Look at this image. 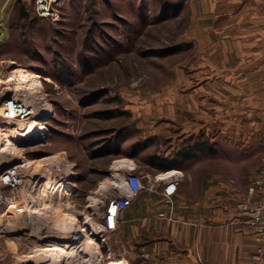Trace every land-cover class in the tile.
Returning a JSON list of instances; mask_svg holds the SVG:
<instances>
[{
	"label": "rangeland",
	"instance_id": "obj_1",
	"mask_svg": "<svg viewBox=\"0 0 264 264\" xmlns=\"http://www.w3.org/2000/svg\"><path fill=\"white\" fill-rule=\"evenodd\" d=\"M219 4L227 14L213 22L204 19L215 8L209 0H57L47 17L37 16L34 0H0V106L14 96L35 111L24 121L0 123V135L33 118L46 127L31 139H3V147L8 140L12 146L0 151V173L15 168L26 184L1 189L0 216L32 199L62 204L56 217L0 218V253L18 264H140L137 221L133 230L122 228L121 216L115 230L104 223L108 198L124 193L128 174L161 195L177 182L176 194L190 200L208 180L245 187L264 169L262 74L231 84L225 77L235 75L234 64L204 67L224 63L215 47L225 44L218 30L234 37L236 15L258 6ZM20 69L39 78L16 91ZM151 157L176 168L154 170ZM60 177L68 184L62 193L38 197L29 186ZM74 236L80 260L39 259Z\"/></svg>",
	"mask_w": 264,
	"mask_h": 264
},
{
	"label": "crops",
	"instance_id": "obj_2",
	"mask_svg": "<svg viewBox=\"0 0 264 264\" xmlns=\"http://www.w3.org/2000/svg\"><path fill=\"white\" fill-rule=\"evenodd\" d=\"M219 1L209 0L215 8L210 7L211 12L204 19L214 22L227 14L220 11ZM263 4L264 0H250L252 9L253 5L258 6L257 11L236 15V19L240 18V27L234 37L225 34L223 29L218 30L225 44L215 47L220 48V60L224 63L204 67L223 69L221 66L230 65V69L235 65V75L225 77L231 84L250 78L259 81V74L264 81V11L259 12ZM210 31H205L204 36L210 38ZM220 75L218 78H224ZM249 184L244 187L235 180L213 178L203 184L200 197L191 193L190 200L180 197L178 189L171 208L161 199L160 191H140L121 216L123 229H135L137 221L140 264H253L257 242L237 208ZM160 212H170L173 221L156 218L155 213ZM16 259L0 253V264H18Z\"/></svg>",
	"mask_w": 264,
	"mask_h": 264
},
{
	"label": "built area",
	"instance_id": "obj_3",
	"mask_svg": "<svg viewBox=\"0 0 264 264\" xmlns=\"http://www.w3.org/2000/svg\"><path fill=\"white\" fill-rule=\"evenodd\" d=\"M53 0H34L35 12L39 17L50 15L51 4ZM33 116V109L24 105L23 102L16 100L14 96L5 98L0 106V123H15L29 119ZM5 172H8L6 170ZM0 173L1 176L5 173ZM18 172V171H16ZM9 174L0 180V201L3 199L1 189L5 186L12 187L19 184L16 175L12 177L15 181L11 183ZM7 179V180H4ZM18 181V182H17ZM124 193L122 195L111 196L108 198L105 214V229L108 231L115 230L116 224L122 216V213L131 204L132 199L144 189L143 182L135 174H128L123 180ZM177 191V182H169L163 189L165 203L173 206V196ZM237 208L242 216L247 220L255 236L257 247L252 256L253 264L264 262V169L256 175L247 188V194L240 199ZM159 219L173 221L172 214L169 212L159 213Z\"/></svg>",
	"mask_w": 264,
	"mask_h": 264
},
{
	"label": "bare ground",
	"instance_id": "obj_4",
	"mask_svg": "<svg viewBox=\"0 0 264 264\" xmlns=\"http://www.w3.org/2000/svg\"><path fill=\"white\" fill-rule=\"evenodd\" d=\"M53 1L56 2L57 0H53ZM38 78L39 77L37 75H32L31 73H29L28 71H25L24 69H20V70L15 71V73L13 75V80H15L14 82H16L17 84L20 85V87H18L16 89V91L19 89L25 90L27 85H33L35 83V81L36 82L38 81ZM34 113H35V111H34ZM45 129H46V127L42 122H40L38 119L33 118L31 122L29 121L25 126L17 129L16 132L15 131H12V132L8 131V133L6 135H0V151L4 152L7 149L9 150L12 146V143L7 139L8 141H6V142H8V144L5 145V147H3V139L4 138H7L9 136L11 137L13 135L19 139H31V138L35 137L41 131H44ZM6 174H9L12 177H14L15 175L18 176V172H16V169L11 168V170L8 169V172H5L1 176L0 180H2L3 177L6 176ZM173 174H175V172H173V173L171 172L170 175H173ZM113 176L118 178V176L116 174ZM12 177H10L11 183L15 181L14 179H12ZM60 178L61 179H53V180L47 179V180H44L42 183L30 182L29 186H30V188H33V192H37L36 196H38V197L39 196L41 197V196L46 195V194L62 193V192H64V187L68 186V184L66 181L62 180L64 177L63 178L60 177ZM16 179L19 180L17 177H16ZM4 180H7V179H4ZM24 181H19V183H20L19 185L21 187V190H25V186L23 184L24 183L26 184V182H24ZM28 181L29 180L27 179V183H28ZM34 194L35 193H33V195ZM61 211H62V204H61L60 199H57V200H50V199H44V200L43 199H37V200H35V199H32V201H30V200L24 201L23 203H20V205H13V204L10 205L9 209L6 210L5 213H3L0 216V218H7L8 215H12L15 213H20V214L38 213L39 215L47 214V215H51V216L56 217L59 215V213ZM95 226H96V224H95ZM44 229H46V228H44ZM78 240H79V238H76L74 236V238L72 237L70 243L67 245L66 244H64V245H57V244L56 245H50V247H48L47 249H45L43 251V254H44L43 257L40 256L39 259L42 260L43 262H49V261H55V260L60 261V259H63V258H69V257L71 258V256L74 257L75 259H80L82 257L80 255L81 253L79 251V248L81 246H80V244L77 245ZM74 244H76L77 246L75 245L76 247L73 249L72 245H74ZM89 245L90 246L92 245V241H89ZM106 264H127V262L121 261V260H119V261L118 260L117 261L111 260V261H108V263H106Z\"/></svg>",
	"mask_w": 264,
	"mask_h": 264
},
{
	"label": "trees",
	"instance_id": "obj_5",
	"mask_svg": "<svg viewBox=\"0 0 264 264\" xmlns=\"http://www.w3.org/2000/svg\"><path fill=\"white\" fill-rule=\"evenodd\" d=\"M147 165L154 170H167L176 168V163H173V161H154L152 157L148 159Z\"/></svg>",
	"mask_w": 264,
	"mask_h": 264
},
{
	"label": "water",
	"instance_id": "obj_6",
	"mask_svg": "<svg viewBox=\"0 0 264 264\" xmlns=\"http://www.w3.org/2000/svg\"><path fill=\"white\" fill-rule=\"evenodd\" d=\"M2 169V168H1Z\"/></svg>",
	"mask_w": 264,
	"mask_h": 264
}]
</instances>
